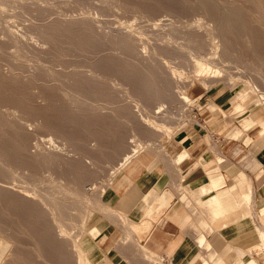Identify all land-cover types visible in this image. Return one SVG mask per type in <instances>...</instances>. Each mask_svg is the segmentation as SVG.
Masks as SVG:
<instances>
[{
    "label": "rangeland",
    "instance_id": "rangeland-1",
    "mask_svg": "<svg viewBox=\"0 0 264 264\" xmlns=\"http://www.w3.org/2000/svg\"><path fill=\"white\" fill-rule=\"evenodd\" d=\"M180 1L181 2H178V3L184 7L186 6V8L188 7L187 10H184V11L173 10V9H169L164 6H159L156 10L153 11L149 9L150 6L147 5L148 2L145 4H141L140 2H137L136 0H129V1L127 0L126 1L125 0H107V1H104V0H82V1L81 0H74V1L73 0H69V1L68 0H0V37H1L0 38L1 40L0 41V63H1L0 70L3 68L2 71L0 72L2 76L7 77L8 74L9 76H12V74L13 76H17L18 74L17 76L18 78L19 76H22V78L24 77V79L21 80L23 83L26 81H31L30 84L32 86L29 85L30 92L32 91L31 93L32 94L34 93L37 98L36 99L35 96H33L32 100L34 98L35 99L31 101L34 104L35 100H37V104L41 108L46 106V104L49 102L55 105L58 102L59 103L57 104L58 106L65 107V105H67L65 109H67L71 113L73 112L72 114H79V113L81 114V112H79L80 110H83L82 113L86 111L89 112L88 110H86L89 108V110L92 113L96 111L98 112V114L91 113L93 116L96 114L95 116L98 115L99 117V115L102 113L100 117L102 118L109 117L107 118L109 120L110 119L112 120L113 118L114 119L113 121H116V123L121 122L123 120L122 123L121 124L118 123V125L121 127L124 124L123 127L121 128L125 131L124 132L125 142L127 143V144L125 143V147H124L125 149H123L120 153H117L116 154L117 156L115 155L114 156L115 158L114 159L112 158L113 160L108 159L109 160L108 162L107 159H104L105 161L102 159L104 162L102 161L103 163H101V159H97L95 160L97 162H95L94 157L93 159L92 157L90 158L92 154L85 153V151L88 150L86 149L87 147L90 148L89 146H91V148L93 147L95 148L97 145L96 143L97 141L95 137H92V135L86 134V136L84 135L83 137L84 139L85 137L87 138L85 139L87 141H84V139L82 140L85 144L84 145L85 151L84 149L82 150L79 148H75V146L70 141L68 142L67 138L63 137L60 134L54 133V131L52 132L50 130L51 131L50 132L45 127H42L44 126V123H45L44 119L41 118L42 116L34 115L35 116L34 117L33 114H30L29 112L25 111L22 108L20 109L19 107H16L11 104L9 106L8 104H5L4 106V104L1 105L0 103V107H1L0 110L2 109L1 111L4 114L6 112L5 115H3L2 112H0L3 119L5 121H14V123L17 124L18 126L17 129L20 133L24 132L28 134V137H29L28 139L30 140H27V148H26L27 152L25 153V155L28 153L27 154L28 158H30L29 156H31L32 159L36 157H39L42 159L43 157H45V160H46V161L40 162L39 158L34 159L35 161L37 160V162L39 161L40 163L37 166L39 170L37 168L33 170V169H28L29 167L27 168V166L25 165H24L25 167L24 166L22 167L21 164L12 165V163H10L9 161L8 163L7 160H6L7 162L6 163L4 158L0 156V160L1 158L2 160H4V163L3 161H1L2 163L0 162V170H2V176H0V187L1 189L5 188V190L6 189L9 190L10 188V191L14 190L13 192H17L18 194H20L21 196H24L25 198H28L29 200L31 199V201L37 206L40 205L38 207L41 208V210L45 213L48 223L51 225L50 226L51 229L53 228L52 232L55 233L53 234L55 235V237L57 236V240L59 239L60 242L62 241V244L64 243V246H65L64 248L66 249V252L68 253L69 257L73 256V258L70 257L72 258V261H74L73 264H113L106 256H101L97 252H96L97 254L96 253L93 254V252L96 251L95 249L96 247L93 241L91 240L90 236L92 237L96 236L97 232L95 229L94 231H92V227L94 226V223L96 221L97 222L103 221L104 218L109 219L110 221L112 220V223L116 226V229L119 233L116 243H117V247L120 248V252L122 251L123 253L127 251L126 254L128 255V257L132 256L134 260L140 259L141 244L145 241V236H143L141 232L142 230L146 229L147 225H145L143 221L140 223L130 222L127 219V217L124 216L121 212L115 211V209L112 207V204L109 203V200H108L109 195L113 189L115 181H117V179L120 177L122 171L125 170L124 167L129 162L135 161L143 156H149L153 158L154 160H158L164 165L178 163L182 159V158H179V155H177L179 133L189 125L190 123L189 118L192 117L193 112L196 109L200 108V106L203 105L204 103L207 104V107L212 108L213 113L215 115L223 114L224 116H226L225 110L220 109L218 106L214 105L213 101L215 100L219 101L222 98L229 96L231 98L230 101L233 103L234 113H235V117L234 116L232 117H234L235 118L234 120L238 122L231 123L230 120L227 119L224 122L223 128H227L228 126H230L229 127L230 130L235 131V133L237 134V135L236 134L231 135V137L236 139L239 137V133H240V129L238 127L239 126H241V128L247 127L250 124L249 123L250 122L249 120H251L250 117L255 116L257 121L254 126H258L261 137L263 138L262 140L264 141V99L263 97L260 96L261 94H264V66L262 65L260 59L256 56L257 54L254 53L258 49L255 48L256 49L255 50L253 48V43L254 42L256 43V41L258 40L257 38L264 39L263 34L260 36V33L259 35L257 33V29H253V26L254 28L255 26L258 27L259 25L264 26V22L263 23L261 22L262 20L264 21L263 15L261 17V14H262L261 11L263 10L260 8L259 10H256L257 2H253V0H246L245 2L237 3L238 6H241V10L243 11V17L245 18L244 19L245 24L247 25L248 23L246 22H250V21H251L250 22L251 25H253L254 23L252 27L249 23L247 25L248 27L246 26L247 29L245 28L246 32L248 31L247 34L249 35L248 41L251 42L254 39L256 40V41L254 40L253 43L251 42L252 48L249 46L251 50L252 49L255 50V51L254 50L251 51L250 49L248 50V48L246 49V44L248 43L245 42L246 37L244 36H241V37L237 36L238 38L237 44L234 47H228L223 44L222 37H220L222 36L220 33V27L225 20L224 16L221 18V20L215 21L213 18L211 19L210 14L208 13L206 14V12H203V10L200 8V4L198 0H180ZM193 1L196 3H194ZM226 1H229V0H226ZM249 1L250 2L252 1V3L254 4L250 3ZM215 3L219 4V0L218 1L216 0ZM216 6H218L219 8V5H216ZM242 7H246L248 12ZM150 11H152V13ZM251 11L254 12L255 14L254 16L252 15L253 12ZM244 12L248 14H245ZM246 15L247 16L250 15L249 18H251V16L252 18L254 17L253 20H251L252 18L249 19L248 17H246ZM257 15H259L261 18L257 17ZM247 18H248V21H247ZM258 19H260V21ZM67 22L69 23L67 24ZM69 25L77 26L78 30H82V28L83 30H86L87 28V30L89 29L91 32L95 30L94 32H92L93 34L97 31L96 34H94L95 37L98 36L96 37L97 40L98 39L99 40L102 39V40L100 41L98 40V46L96 47V50L91 51L92 49L89 50V49L82 48V47L79 49L78 47L80 46L67 42L68 40L65 38L64 31L66 27H69ZM79 25H81L80 26V28L82 27L81 29L78 28ZM218 25H220V27ZM59 28L61 32L59 31ZM248 28L251 30H249ZM252 29L256 30V32L252 33L253 32ZM57 31L59 34L57 33ZM253 34L255 36H253ZM48 35L50 36V38ZM60 35L62 38L59 37ZM257 35L260 37H258ZM250 37H252L253 40ZM47 38H49V40ZM195 38L197 39L196 41H195ZM108 40H110V42ZM122 40L124 43L122 42ZM126 41L132 42L131 43V45H133L132 48L136 52L135 58H134V54H132L134 51L129 50L126 47H122L121 44L123 43V46H125ZM58 43L59 45L56 46V44ZM61 43H63L64 45ZM251 43H249V45H251ZM35 44H37V46L39 47L36 48L37 46ZM50 44L54 46H52L51 48ZM61 45H63L64 47ZM66 45L69 47H67ZM102 45H103V48H102ZM108 45L109 47H107ZM242 45L245 47L246 51L241 50ZM58 46L60 49L58 48ZM76 46H78L77 47L78 49L76 48ZM99 47L101 49H97ZM254 47H257V45L254 44ZM61 48H64V49H61ZM65 49L66 50L68 49V50L66 51ZM97 50L98 52H95ZM61 51L64 53L65 52H68V53L64 54ZM86 52L88 55L86 54ZM126 52L127 54L129 53L130 55L126 56ZM54 53L56 56L53 55ZM59 53L61 55H59ZM258 53L260 54L262 53V51L260 52L258 51ZM36 55H38V57ZM78 55L80 56V58ZM262 55L260 54L259 56L262 57ZM85 56H86V59H85ZM89 57H92V58L89 59ZM105 57L106 58L111 57L118 61L124 60V62L134 64V65L136 64L137 67L138 68L140 67V69L142 70H146L148 65L154 68L157 67L156 68L157 70L160 69L159 72L163 71L162 73L164 74L162 75L164 77L166 78L168 77L167 80L170 83L168 91L169 93L171 92V95H173L172 96L173 98L170 97L169 99H165V98L163 99L162 97L157 95L155 96V98L157 99L153 97L152 99H150L151 102L147 103V101L149 100H146L141 93L140 95L142 96L140 97L139 91H136L134 87L132 88L133 85L131 86V84L128 83L129 80L126 79L124 75L122 76L120 72L118 73V71L114 69L113 70L108 69L107 67H103V66L102 68L100 67L101 66L100 62H102L103 58L105 59ZM136 59L141 65L137 63ZM57 60L58 62H56ZM89 60H92V61H89ZM12 64H15V66L12 67L13 66ZM37 64H39L41 67H39V65ZM98 64L100 65L98 66ZM18 65H21L20 67L21 68L24 67V68L20 70V67ZM93 65H95L96 67H93ZM141 67H144V69ZM73 68L74 70H72ZM30 69L32 70L30 71ZM92 69L94 70L92 71ZM102 70H104L106 73ZM55 71L58 72L59 75H56L57 73ZM113 71L116 73L113 74L114 73ZM44 72L45 73L47 72V74H44ZM52 72L53 74H51ZM74 73L75 74L77 73L78 75L76 74L75 76ZM50 74L52 75V77ZM67 74L68 76H66ZM25 75H27V77L29 75L28 77L29 80L25 78L26 77ZM39 75H40V78H39ZM33 76H35V78ZM54 76H57V78L56 77L54 78ZM86 76L87 78L89 79L92 78V79L88 80ZM80 77L85 78L83 83L85 82L87 83L88 81L89 82L87 84L91 85L92 83L91 86L96 85L97 87L99 86L101 88V85H103L105 86L103 87V89L107 87L106 89H110L109 93L107 94H110L111 97H106L109 95H105V93H103L105 97H102L103 95L101 96V93H99L100 94L99 96V94L97 93H94V92L85 93V91L82 90L84 92L83 93L81 90L78 89V86H80L78 83V79ZM22 78L20 77L19 79H22ZM45 78H47V80ZM38 81L40 83H38ZM50 81L52 84L49 83ZM66 81L67 82L70 81V82L67 83ZM35 85L38 88L35 87L34 89ZM44 85L45 86L47 85L48 88H53L54 86L55 89H58L59 91L55 90V94L57 96L56 95L53 96L52 100L51 99L47 100V98H45L41 93L38 92L39 94H41L40 95L41 97L43 96L42 97L43 99L38 95L37 92L36 94L35 90L42 89L43 88L42 86ZM59 85L62 86V88ZM155 85L158 87V85L160 86L161 84L156 83ZM75 86H77V88ZM31 88H33L34 90ZM71 88L73 91L71 90ZM78 91H79V94H78ZM73 92L75 94H73ZM57 93L58 94L63 93L62 95H65V97L62 98L63 96L60 94L59 96ZM81 93L83 95H81ZM88 94L89 95L92 94L91 95L92 98ZM78 95L82 96V98ZM58 96L60 97L62 101L61 100L58 101ZM117 96L119 97L117 98ZM206 98L208 100H206ZM64 101H65V105L63 104ZM37 104L35 103L33 106L37 107L38 106ZM40 104H42V106ZM77 104L80 105V107L76 106L77 108H80V110L75 107V105ZM68 105L72 108L71 110ZM120 106L126 109V110L123 109L125 113L123 112L121 114L122 107ZM73 107H75L76 109ZM9 108L10 109L12 108L11 111L13 112L12 113L13 115L11 114L12 117L10 116V119L8 116L10 114L9 112H11L9 111ZM4 109L6 110L8 109V110L6 111ZM92 109L94 110V112ZM126 113L127 115L129 113H132V114L130 116H126ZM28 114L31 115V118ZM115 117H116V120H115ZM19 120L21 124L18 123ZM138 122L140 126L142 127L146 126L145 128H147L146 130H148L147 131L148 133L150 132V134H148L147 137L145 136L147 139L143 137L142 133H141L142 135L138 133L139 131L136 127L138 125L137 124ZM64 141L65 143H63ZM82 141L80 142L79 140L78 142L82 143ZM151 141L153 143L155 142L156 144L154 145ZM40 142L42 143V145ZM85 142H87V145ZM141 142L143 144H139ZM148 142L151 143L152 145L150 144L147 145ZM93 143L94 145H92ZM132 148L133 149L135 148L137 151L138 150L139 151L124 166L118 169H115L114 171V168H116L115 165L118 164L117 161H119V159H121V157L123 156L122 153ZM29 149L31 151L30 153H33V154L29 153ZM58 149L59 150L62 149L60 150L61 152ZM47 150L50 153H47ZM63 150L65 152H63ZM65 153L68 156H66ZM34 154L36 155V157L33 156ZM50 154L56 155V156H59L60 154L59 157L62 160V162L61 160H59V157H58L57 162L55 161L54 163H52V165L54 164L53 166L51 165V163L50 165H48L49 164L48 162L50 161H48L47 157L48 156L51 157ZM87 154H89L90 156L89 155L85 156ZM182 154H184V152ZM27 155L25 157H27ZM63 157L66 159H64ZM63 159L65 161L67 160V163L64 162L65 163L64 164ZM74 159L76 161L78 160L79 162L82 161L81 162L82 164L84 162V164L87 165L86 166L87 169L90 167V169L88 170H91V168H95L94 170H91V171H94L93 176L96 174L93 177V179L88 178L87 179L88 181L85 179L86 181L83 180L81 183L80 182L77 183V181L74 180L76 179L75 175H73L72 172H69L71 171L69 168L70 166L69 163L71 161L73 162ZM217 159L219 160L220 158H218L217 156ZM44 162L46 163L44 164ZM6 164H9V165H6ZM13 166L14 167L17 166V167L14 168ZM40 167L41 168L43 167V168L41 169ZM63 168H66V169H63ZM16 169H19V171L18 170L16 171ZM95 170L97 171V173H95L96 172ZM30 171H32V174L35 171L36 174L32 175L31 173H28ZM39 171H41V174ZM248 184L249 182L246 184L245 190L247 189ZM6 187H9V188H6ZM74 187L75 188L77 187V188L75 189ZM73 188L75 190H73ZM165 191L169 193L170 198H172L173 195H176L177 192H180L176 187H173V186L167 187ZM152 198H150V201L152 200ZM170 198H168L167 200H170ZM236 202L237 201L235 200L232 207L236 205ZM252 202L253 201L251 200L246 207H245V204H242V205L243 207H245V209H249V212L251 215L250 217L258 233V230H257L258 228L264 229V213L260 210L259 213L254 214L253 213L254 211L252 210V207H253ZM230 207L231 206H228V208ZM4 215L2 219L4 217L5 218L1 222L2 224L0 226V229L2 226L7 229H4V231H3V228L1 229L3 233H0V245H2L3 249L6 251L3 250L4 252L1 254L2 257L0 256L1 258L0 263H3L2 258H4L5 260L6 259L5 257L6 256L8 257L7 254L11 253L13 248L16 247L15 249H17V247H21V249L24 248V250H26L27 248L32 249L30 250L31 252L34 249L33 256L35 257L34 258L35 260L38 259L37 261L43 264H52L51 262L49 263V261L47 262L46 261L47 259L45 258L42 259V256L38 254V251L36 250L35 239H33L32 237L30 238V236L24 230L22 231V229L16 225V227L20 230L18 231V229L15 226H13V224L7 221L10 219V215H7V214H4ZM4 221H7V223L5 222L3 224ZM8 223L11 227L16 228V231H13L15 229L13 228L12 230V228L9 225L7 227ZM137 226L139 229L137 228ZM8 228H10L11 232L13 231L11 235H9L10 231ZM13 233L16 235V237L19 234V237H18L19 240L17 238H14L15 236H12ZM3 234L4 235L8 234V235L4 236ZM11 236L16 240L15 242H14V239L8 238ZM21 236L23 239L25 237L24 240L27 243H25L23 239H20ZM17 241H20L21 244H19L20 242L17 244ZM22 241L24 242V244H22ZM29 243L30 244L32 243V245H29ZM14 244L20 245V246H14ZM262 247H264V243ZM259 250H260V247L256 251L259 252ZM151 259L152 258L149 257V260ZM152 261L154 262V260ZM127 264H138V263L137 262H132V263L127 262Z\"/></svg>",
    "mask_w": 264,
    "mask_h": 264
},
{
    "label": "crops",
    "instance_id": "crops-1",
    "mask_svg": "<svg viewBox=\"0 0 264 264\" xmlns=\"http://www.w3.org/2000/svg\"><path fill=\"white\" fill-rule=\"evenodd\" d=\"M230 99L213 101L226 116L215 115L206 103L197 109L199 125L179 133L177 155L184 157L178 163L143 156L129 162L115 181L109 203L130 222L147 225L139 261L120 252L116 226L105 218L92 227L93 254L113 264H264V229L257 233L245 209L252 200L253 213H264V141L255 116L247 127H238L236 139L230 126L223 128L227 119L238 122ZM217 156L224 159L221 165ZM172 186L180 192L163 200Z\"/></svg>",
    "mask_w": 264,
    "mask_h": 264
},
{
    "label": "bare ground",
    "instance_id": "bare-ground-1",
    "mask_svg": "<svg viewBox=\"0 0 264 264\" xmlns=\"http://www.w3.org/2000/svg\"><path fill=\"white\" fill-rule=\"evenodd\" d=\"M69 1V0H68ZM74 1V0H73ZM82 1V0H81ZM104 1H107V0H104ZM126 1V0H125ZM127 1H129V0H127ZM137 2H140L141 4H145V3H147L148 2V4L147 5H149L150 7H149V9L150 10H156L159 6H164V7H167V8H169V9H173V10H182V11H184V10H187V8H186V6L184 7V6H182L181 4H179L178 2H181L180 0H136ZM216 1V0H215ZM215 1H213V0H198V2H199V4H200V8L203 10V12H206V14L208 13V14H210V16H211V19L213 18L215 21H219V20H221V18L224 16L225 17V20H224V22L222 23V25H221V27H220V25H218L219 27H220V33H221V35L222 36H220V37H222V41H223V44L224 45H226V46H228V47H234V46H236V44H237V40H238V38H237V36L238 37H241V36H244V37H246V40H245V42L246 43H248V44H246V49L248 48V50L250 49L251 50V48H252V43H253V41L255 40H253L252 39V37L253 36H255L254 34H253V36L252 37H250L253 41H251V42H249L248 41V34H247V32H246V26L251 22H246V23H248L247 25L245 24V21H244V17H243V11L241 10V6H238L237 5V3H239V2H245L246 0H233V1H231V0H229V1H226V0H219V4H217V3H215ZM218 1V0H217ZM194 2V1H193ZM192 2V3H193ZM197 2V3H198ZM250 2V1H249ZM253 2H257V5H256V3H255V5L257 6V8H256V10H259V8L260 9H262L263 11H261L262 12V14H261V17H262V15H263V18H264V9H263V5H264V0H253ZM103 3V2H102ZM194 3H196V2H194ZM236 3V4H235ZM250 3H252V1L250 2ZM105 4V3H104ZM107 4V3H106ZM252 4H254V3H252ZM196 5V4H195ZM216 5H219V8H218V6H216ZM104 6V5H103ZM105 6H107V5H105ZM198 6V5H197ZM243 6V5H242ZM245 6V5H244ZM250 6H251V4H250ZM259 6V7H258ZM249 7V6H248ZM42 8V7H41ZM109 8V7H108ZM111 8V7H110ZM145 8H146V6H145ZM148 8V7H147ZM195 8V7H194ZM242 8H244L245 10H247L246 9V7H242ZM251 8V7H250ZM103 9V8H102ZM253 9V8H252ZM251 9V10H252ZM255 10V11H256ZM151 13H152V11H150ZM199 12V11H198ZM247 12H248V10H247ZM251 12H253V11H251ZM258 12V11H257ZM256 12V13H257ZM46 13V12H45ZM155 13V12H154ZM245 13V12H244ZM260 13V12H259ZM205 14V15H206ZM245 14H248V13H245ZM253 16L255 15L254 14V12H253V14H252ZM60 16V15H59ZM245 16V15H244ZM250 16V15H249ZM249 16H247L246 15V17H248L249 18ZM67 17V16H66ZM257 17H260L259 15H257ZM260 17V18H261ZM2 18V17H1ZM64 18V17H63ZM248 18H247V21H248ZM251 18H252V16H251ZM251 18H249V19H251ZM254 18V17H253ZM253 18L251 19V20H253ZM262 18V19H263ZM68 19V18H67ZM210 19V20H211ZM2 20V19H1ZM259 21H260V19H258ZM3 21H4V19H3ZM8 21V20H7ZM62 21V20H61ZM73 21V20H72ZM6 22V21H5ZM56 22V21H55ZM70 22V21H69ZM69 22H67V24L69 23ZM74 22H76V21H74ZM79 22V21H78ZM253 22V21H252ZM262 23L264 22L263 20L261 21ZM49 23V22H48ZM54 23V22H53ZM52 23V24H53ZM256 23V22H255ZM8 24V23H7ZM62 24V23H61ZM60 24V25H61ZM74 24V23H73ZM257 24H258V22H257ZM261 24V23H260ZM63 25H64V23H63ZM75 25H77V24H75ZM83 25V24H82ZM85 25V24H84ZM89 25V24H88ZM250 25H251V23H250ZM253 25H254V23H253ZM253 25H251V27L253 26ZM256 25V24H255ZM3 26V25H2ZM51 26V25H50ZM53 26V25H52ZM62 26V25H61ZM80 26L81 25H79V29H81L80 28ZM55 27V26H54ZM59 27V26H58ZM248 27V26H247ZM259 27V28H258ZM258 27H256L255 26V28H254V26H253V29H257V33H258V35H259V33H260V36L263 34V36H264V26H261V25H259ZM7 28V27H6ZM48 28V27H47ZM51 28V27H50ZM49 28V29H50ZM86 28V27H85ZM246 28V29H245ZM92 29V28H91ZM249 29V28H248ZM252 29V33H255L256 32V30H253ZM262 29V30H261ZM9 30V29H8ZM11 30H12V28H11ZM16 30V29H15ZM46 30H48V29H46ZM52 30V29H51ZM53 30H54V28H53ZM98 30V29H97ZM249 30H251V29H249ZM59 31L61 32V30H60V28H59ZM95 31V30H94ZM94 31H92V32H94ZM99 31V30H98ZM219 31V30H218ZM8 32V31H7ZM10 32V31H9ZM13 32H15V31H13ZM18 32V31H17ZM56 32V31H55ZM89 29L87 30V28H86V30H83V28H82V30H78L77 29V26H74V25H69V27H66V29H65V31H64V34H65V38L68 40L67 42H70L71 44L73 43V44H75V45H78V46H80V47H78V46H76V48L78 47L79 49L82 47V48H86V49H92L91 51H93V50H96V47L98 46V40H97V38L96 37H98V36H96L95 37V35L94 34H96V32L93 34ZM213 32V31H212ZM216 32V31H215ZM250 32V33H251ZM11 33V32H10ZM47 33H48V31H47ZM57 33H58V31H57ZM194 33V32H193ZM251 33V34H252ZM256 33V34H257ZM14 34V33H13ZM18 34V33H17ZM27 34V33H26ZM44 34V33H43ZM42 34V35H43ZM53 34V33H52ZM55 34V33H54ZM59 34V33H58ZM19 35H20V33H19ZM46 35V34H45ZM50 35V34H49ZM48 35V36H49ZM56 35V34H55ZM102 35H103V33H102ZM257 35V36H258ZM16 36V35H15ZM28 36V35H27ZM27 36H26V38H27ZM105 36V35H104ZM195 36V35H194ZM260 36H258V37H260ZM262 36V37H263ZM55 37H57V36H55ZM59 37H61V35L59 36ZM193 37V36H192ZM1 38V37H0ZM12 38V37H11ZM18 38V37H17ZM20 38V37H19ZM29 38V37H28ZM32 38V37H31ZM49 38H50V36H49ZM49 38H47L48 40H49ZM62 38V37H61ZM194 38V37H193ZM255 38V37H254ZM46 39V40H47ZM51 39H52V37H51ZM258 40L256 41V43L254 42L253 43V48L255 49H258L257 51H255L254 49H252V50H254L255 52V54H257L256 56L260 59V61H261V63H262V65L264 66V55H262V54H264L263 53V51H264V39L263 38H261V39H259V38H257ZM4 40V39H3ZM11 40V39H10ZM9 40V41H10ZM17 40V39H16ZM25 40V39H24ZM27 40V39H26ZM61 40V39H60ZM100 40H102V39H100ZM99 40V41H100ZM197 39L195 38V41H196ZM1 41V40H0ZM7 41V40H6ZM28 41H29V39H28ZM54 41V40H53ZM62 41H63V39H62ZM109 42H110V40H108ZM124 41H125V39H124ZM200 41V40H199ZM198 41V42H199ZM60 42V41H59ZM104 42V41H103ZM122 42H123V40H122ZM4 43V42H3ZM18 43V42H17ZM24 43V42H23ZM30 43V42H29ZM28 43V44H29ZM42 43V42H41ZM50 43H51V41H50ZM64 43V42H63ZM63 43H61V44H63ZM124 43V42H123ZM123 43L121 44L122 45V47H126L127 49H129V50H132V51H134L132 54H134V58H135V50L132 48V46L133 45H131V41L130 42H127L126 41V43H125V46H123ZM249 43H251V45H249ZM26 44V43H25ZM201 44V43H200ZM254 44L255 45H257V47H254ZM30 45V44H29ZM32 45H33V43H32ZM36 46H37V44H35ZM46 45V44H45ZM48 45V44H47ZM57 45H59V43L58 44H56V46ZM64 45V44H63ZM63 45H61V46H63ZM49 46V45H48ZM50 46H51V48H52V46H54V45H51L50 44ZM67 46V45H66ZM112 46V45H111ZM251 48H250V47ZM13 47V46H12ZM39 46H37L36 48H38ZM41 47V46H40ZM64 47V46H63ZM67 47H69V46H67ZM73 47H75V46H73ZM107 47H109V45L107 46ZM15 48V47H14ZM18 48V47H17ZM23 48H24V46H23ZM48 48V47H47ZM54 48H56V47H54ZM58 48H59V46H58ZM57 48V49H58ZM77 48V49H78ZM102 48H103V45H102ZM3 49V48H2ZM1 49V50H2ZM60 49V48H59ZM61 49H64V48H61ZM70 49H71V47H70ZM73 49H75V48H73ZM97 49H101L100 47L99 48H97ZM106 49V48H105ZM246 49H245V47L242 45V48H241V50H244V51H246ZM24 50V49H23ZM28 50V49H27ZM40 50V49H39ZM56 50V49H55ZM66 50V49H65ZM64 50V51H65ZM68 50V49H67ZM66 50V51H67ZM124 50V49H123ZM173 50V49H172ZM251 50V51H252ZM17 51V50H16ZM59 51V50H58ZM81 51V50H80ZM83 51V50H82ZM86 51V50H85ZM106 51V50H105ZM167 51V50H166ZM170 51V50H169ZM250 51V52H251ZM258 51L260 52V51H262V53H260L261 55H262V57L261 56H259L260 54L258 53ZM10 52H11V50H10ZM52 52H54V51H52ZM62 52V51H61ZM78 52V51H77ZM77 52H75V53H77ZM95 52H98V50L97 51H95ZM94 52V53H95ZM129 52V51H128ZM257 52V53H256ZM13 53H15V52H13ZM62 53H64V52H62ZM66 53H68V52H65L64 54H66ZM79 53V52H78ZM22 54V53H21ZM23 54H25V53H23ZM27 54V53H26ZM42 54V53H41ZM48 54V53H47ZM86 54H87V52H86ZM96 54V53H95ZM259 54V55H258ZM10 55V54H9ZM15 55V54H14ZM54 56H56L55 55V53L53 54ZM59 55H61L60 53H59ZM79 55H81V54H79ZM78 55V56H79ZM88 55V54H87ZM94 55V54H93ZM99 55V54H98ZM127 55H130L129 53L127 54V52H126V56ZM37 57H38V55H36ZM50 56V55H49ZM62 56H63V54H62ZM84 56V55H83ZM92 56V55H91ZM12 57V56H11ZM13 57H15V56H13ZM61 57V56H60ZM88 57V56H87ZM131 57V56H130ZM2 58V57H1ZM4 58V57H3ZM29 58V57H28ZM44 58H45V56H44ZM54 58H56V57H54ZM79 58H80V56H79ZM90 58H92V57H89V59ZM119 58V57H118ZM6 59V58H5ZM66 59V58H65ZM85 59H86V56H85ZM88 59V58H87ZM2 60V59H1ZM30 60V59H29ZM60 60V59H59ZM93 60H94V58H93ZM102 60V59H101ZM128 60V59H127ZM132 60H134V59H132ZM14 61V60H13ZM52 61V60H51ZM86 61H88V60H86ZM89 61H92V60H89ZM100 61V60H99ZM126 61V60H125ZM136 61H137V59H136ZM1 62H3V61H1ZM46 62H47V60H46ZM49 62V61H48ZM54 62V61H53ZM56 62H58V60L56 61ZM93 62H95V61H93ZM93 62H92V64H93ZM132 62V61H131ZM30 63V62H29ZM43 63V62H42ZM61 63V62H60ZM63 63V62H62ZM91 63V62H90ZM97 63H98V61H97ZM134 63V62H133ZM137 63L139 64V62L137 61ZM1 64V63H0ZM85 64V63H84ZM96 64V63H95ZM100 64H101V68H102V66L103 67H107L108 69H114V70H116V71H118V73L120 72L121 74H122V76L124 75L125 77H126V79H128L129 80V82L128 83H130L131 84V86H132V88L134 87L135 89H136V91H139V95H140V93L143 95V97L146 99V100H149V101H147V103H149V102H151L150 101V99H152L153 97L155 98V96H157V95H159L160 97H162L163 99L165 98V99H169L170 97H172L173 95H171V92L169 93V86H170V83H169V81L167 80L168 79V77L166 78V77H164L162 74H164V73H162V72H159V70L160 69H156L157 67H150V65H148V67L146 68V70H142V69H140V67L138 68L137 67V65L135 64H130V63H126V62H124V60L123 61H118V60H116V59H114V58H111V57H108V58H106L105 57V59L103 58V61L102 62H100ZM100 64H98V66L100 65ZM11 65V64H10ZM13 66L12 67H14L15 66V64H12ZM37 65H39V64H37ZM42 65V64H41ZM53 65V64H52ZM139 65H141V64H139ZM146 65V64H145ZM1 66V65H0ZM9 66V65H8ZM19 67L21 66V65H18ZM142 66H144V65H142ZM11 67V68H12ZM23 67V66H22ZM39 67H41L40 65H39ZM93 67H96L95 65H93ZM16 68V67H15ZM24 68V67H23ZM23 68H21L20 67V70H22ZM77 68V67H76ZM83 68H84V66H83ZM86 68V67H85ZM141 68H143L144 69V67H141ZM3 69V68H2ZM2 69L0 70V71H2ZM13 69V68H12ZM67 69V68H66ZM91 69V68H90ZM105 69V68H104ZM17 70H18V68H17ZM19 70V71H20ZM32 69H30V71H31ZM72 70H74V68L72 69ZM94 69H92V71H93ZM111 70V71H112ZM6 71V70H5ZM16 71V70H15ZM79 71V70H78ZM97 71V70H96ZM95 71V72H96ZM102 71H104V70H102ZM108 71H110V70H108ZM7 72V71H6ZM9 72H11V71H9ZM18 72V71H17ZM25 72V71H24ZM56 72V71H55ZM105 72V71H104ZM114 72V71H113ZM112 72V73H113ZM13 73V72H12ZM11 73V74H12ZM20 73V72H19ZM23 73V72H22ZM57 74L56 75H59L58 74V72H56ZM67 73H68V71H67ZM106 73V72H105ZM116 72H114L113 74H115ZM118 73H117V75H118ZM10 74V75H11ZM24 74V73H23ZM43 74V73H42ZM44 74H47V72L45 73L44 72ZM51 74H53V72L51 73ZM50 74V75H51ZM71 74V73H70ZM73 74V73H72ZM75 74V73H74ZM77 74V73H76ZM76 74H75V76H76ZM81 74V73H80ZM87 74V73H86ZM90 74V73H89ZM104 74V73H103ZM111 74V73H110ZM120 74V75H121ZM7 75V74H6ZM38 75V74H37ZM36 75V76H37ZM41 75V74H40ZM40 75H39V78H40ZM78 75V74H77ZM82 75V74H81ZM102 75V74H101ZM101 75H100V77H101ZM109 75V74H108ZM119 75V76H120ZM8 76H9V74H8ZM7 76V77H8ZM17 76H18V74H17ZM17 76H13V74H12V76H9L8 78L5 76H2V74H1V72H0V103H1V105L2 104H4V106H5V104H8V106L11 104V105H14V106H16V107H19L20 109L22 108V109H24L25 111H27V112H29L30 114H33V116L34 115H36V116H42L41 118H43L44 119V121H45V123H44V126H42V127H45L46 129H48L49 131L51 130L52 132L54 131V133H57V134H60V135H62L63 137H65V138H67V140H68V142L70 141L74 146H75V148H79V149H84V151H85V144H84V142L82 141L84 138V135L86 136V134H88V135H92V137H95V139H96V143H97V145H96V147L94 148L93 146V148H91V146H89L90 148H86V149H90L89 151L88 150H86L85 151V153H89V154H92L91 156L89 155V154H87V155H85V156H90V158L92 157V159H93V157H94V161L95 160H97V159H101V163H103L105 160L104 159H109V160H113L115 157V155L117 154V153H120L123 149H125L124 147H125V134H124V130L121 128V127H123V125L120 127L119 125H118V123H122V121L121 122H118V123H116V121H113L114 119L112 118V120L110 119H107V118H109V117H105V118H102V117H100L101 116V114L99 115V117H98V115L97 116H95L96 114H98V112L96 111V112H94V110H93V112L94 113H96L94 116L92 115V114H94V113H92L90 110H89V108L88 109H86V110H88L89 112H84V113H82L83 112V110H80V108H77L76 106H79L80 107V105H75V107L77 108V109H79L80 111L79 112H81V114L79 113V114H72L70 111H68L67 109H65V107L67 106V105H65V101L63 102V104L65 105V107L64 106H58L57 104H59L58 102L56 103V105L55 104H53V103H47L46 104V106H44V107H40L38 104H37V100H35V103L39 106H37V107H34L33 105L35 104H33L32 103V101L36 98V96H35V94L33 95L31 92H30V86L29 85H31L30 83H31V81H26V82H22L21 80H23L24 79V77L22 78V76H19V78L21 77L22 79H19ZM24 76V75H23ZM26 77L25 78H27L28 79V77H29V75H28V77H27V75H25ZM32 76V75H31ZM62 76V75H61ZM66 76H68V74L66 75ZM75 76H74V78H75ZM121 76V77H122ZM34 78H35V76H33ZM32 77V78H33ZM43 77H44V75H43ZM49 77V76H48ZM51 77H52V75H51ZM57 78V76H54V78ZM107 77V76H106ZM121 77H120V79H121ZM42 78V77H41ZM54 78H52V79H54ZM60 78V77H59ZM64 78V77H63ZM62 78V79H63ZM66 78V77H65ZM86 78H87V76H86ZM108 78V77H107ZM36 79H37V77H36ZM44 79V78H43ZM46 80H47V78H45ZM50 79V78H49ZM88 80H91V79H89V78H87ZM124 79V78H123ZM122 79V80H123ZM29 80V79H28ZM31 80V79H30ZM67 80V79H66ZM76 80H77V78H76ZM84 80H85V78H83V77H80L79 79H78V83H79V85L80 86H78V89L79 90H83V91H85V93L86 92H94V93H97V94H99V93H101V96L102 97H105L104 96V94L103 93H105V95H109V96H106V97H111L110 96V94H107V93H109V90L110 89H106V88H104L103 89V87H105V86H103V85H101V84H99V85H101V88L98 86H96V85H94V86H91L92 85V83H91V85H89V84H87L86 82L85 83H83L84 82ZM49 81V80H48ZM48 81H46V82H48ZM56 81V80H55ZM64 81V80H63ZM72 81V80H71ZM87 81V80H86ZM93 81V80H92ZM32 82H33V80H32ZM36 82V81H35ZM42 82V81H41ZM44 82V81H43ZM45 82V83H46ZM54 82V81H53ZM67 82V81H66ZM68 82H70V81H68ZM67 82V83H68ZM74 82V81H73ZM158 84V83H160L161 85V87L158 85V87L155 85L156 83ZM38 83H40L39 81H38ZM49 83H51V81L49 82ZM55 83V82H54ZM75 83V82H74ZM94 83V82H93ZM126 83V82H125ZM33 84V83H32ZM35 84V83H34ZM47 84V83H46ZM52 84V83H51ZM56 84V83H55ZM55 84H54V86H55ZM59 84V83H58ZM66 84V83H65ZM77 84V83H76ZM75 84V85H76ZM97 84V83H96ZM114 84V83H113ZM43 85V84H42ZM64 85V84H63ZM67 85V84H66ZM32 86V85H31ZM39 86V85H38ZM45 86V85H44ZM44 86H42L43 88L42 89H40V90H38V89H36V90H38V91H36L35 90V93L37 92H39V93H41L45 98H47V100H52V97L53 96H55L56 94H55V90H58V89H55L54 88V86H53V88H48L47 87V85L44 87ZM50 86H52V85H50ZM60 86V85H59ZM69 86V85H68ZM73 86V85H72ZM35 87H36V85L34 86V89H35ZM41 87V86H40ZM61 88H62V86H60ZM70 87H71V85H70ZM70 87H69V89H70ZM74 87V86H73ZM76 88H77V86H75ZM36 88H38V87H36ZM66 88V87H65ZM31 89H33V88H31ZM33 89V90H34ZM75 89V88H74ZM135 89H133V90H135ZM61 90V89H60ZM71 90H72V88H71ZM59 91V90H58ZM57 91V92H58ZM73 91V90H72ZM77 91V90H76ZM82 91V92H83ZM115 91V90H114ZM157 91H158V93H157ZM60 92H62V91H60ZM64 92V91H63ZM66 92V91H65ZM36 93V94H37ZM38 93V95L40 96L41 94H39ZM84 93V92H83ZM113 93V92H112ZM138 93V92H137ZM58 94V93H57ZM60 94V93H59ZM58 94V95H59ZM63 94V93H62ZM62 94H60V95H62ZM69 94V93H68ZM73 94H75L74 92H73ZM78 94H79V91H78ZM59 95V96H60ZM81 95H83L82 93H81ZM87 95V94H86ZM89 95V94H88ZM92 95V94H91ZM91 95H89L91 98H92V96ZM114 95V94H113ZM142 95H140V97L142 96ZM33 96H35V98L32 100V98H33ZM42 96V97H43ZM57 96V95H56ZM58 96V101L59 100H61L60 99V97ZM63 97L62 98H64L65 97V95H62ZM73 96V95H72ZM78 96H80V95H78ZM98 96V95H97ZM99 96H100V94H99ZM261 97H263V99H264V94H261L260 95ZM41 97V96H40ZM41 97V98H42ZM75 97H76V95H75ZM81 98H82V96H80ZM96 97V96H95ZM113 97V96H112ZM119 96H117V98H118ZM39 98V97H38ZM68 98V97H67ZM80 98V99H81ZM87 98H89V97H87ZM173 98V97H172ZM37 99V98H36ZM43 99V98H42ZM57 99V98H56ZM106 99V98H105ZM113 99V98H112ZM121 99V98H120ZM155 99H157V98H155ZM32 100V101H31ZM108 100V99H107ZM109 100H111V99H109ZM39 101H40V99H39ZM38 101V102H39ZM45 101V100H44ZM55 101V100H54ZM62 101V100H61ZM61 101H60V103H61ZM67 101V100H66ZM76 101V100H75ZM78 101V100H77ZM120 101V100H119ZM153 101V100H152ZM42 102V101H41ZM56 102V101H55ZM81 102V101H80ZM93 102V101H92ZM100 102H102V101H100ZM117 102V101H116ZM146 102V101H145ZM72 103V102H71ZM75 103V102H74ZM96 103V102H95ZM43 104V103H42ZM42 104H40L41 106H42ZM45 104V103H44ZM67 104V103H66ZM95 105V104H94ZM130 105V104H129ZM3 106V107H4ZM7 106V105H6ZM69 106V105H68ZM73 106V105H72ZM84 106V105H83ZM90 106V105H89ZM70 107V106H69ZM75 107H73V108H75ZM86 107V106H85ZM119 107V106H118ZM120 107H122V106H120ZM1 108V107H0ZM6 108H8V107H6ZM68 108V107H67ZM75 108V109H76ZM87 108V107H86ZM93 108V107H92ZM97 108V107H96ZM12 109V108H11ZM11 109L9 108V111H11ZM72 108L70 107V110H71ZM81 109H82V107H81ZM120 109V108H119ZM123 109H125V108H123L122 107V112H121V114L124 112V110ZM133 109V108H132ZM2 110V109H1ZM0 110V112H2ZM4 110H6V109H4ZM8 110V109H7ZM6 110V111H7ZM17 110H19V109H17ZM126 110V109H125ZM128 110V109H127ZM8 111V112H9ZM19 111H21V110H19ZM74 111V110H73ZM117 111V110H116ZM129 111V110H128ZM24 112V111H23ZM26 112V113H27ZM113 112H115V111H113ZM118 112V111H117ZM116 112V113H117ZM127 112V111H126ZM10 114L8 115L9 116V119H10V116L12 117V111L11 112H9ZM14 113H15V111H14ZM76 113V112H75ZM92 113V114H91ZM115 113V114H116ZM125 113V112H124ZM142 113V112H141ZM2 114L3 115H5L6 114V112H5V114L2 112ZM12 114V115H11ZM119 114V113H118ZM117 114V115H118ZM132 113H129L128 115H127V113H126V116H130ZM29 115V114H28ZM110 115V114H109ZM116 115V116H117ZM125 115V114H124ZM15 116H16V114H15ZM30 116V118H31V115H29ZM32 116V117H33ZM5 117V116H4ZM20 117H22V116H20ZM28 117V116H27ZM35 117V116H34ZM119 117V116H118ZM121 117V116H120ZM132 117V116H131ZM130 117V118H131ZM137 117V116H136ZM6 118V117H5ZM111 118V117H110ZM12 119V118H11ZM15 119V118H14ZM39 119V118H38ZM28 120H30V119H28ZM115 120H116V117H115ZM136 120V119H135ZM25 121V120H24ZM125 122H127V121H125ZM19 124H21L20 123V120H19V122H18ZM23 123H25V122H23ZM22 123V124H23ZM35 123V122H34ZM40 123V122H39ZM133 123V122H132ZM244 123H245V121H244ZM138 125L136 126L137 127V129H138V133H142L143 134V137H147L148 136V134H150V132L148 133L147 131L148 130H146L147 128H145L144 126L142 127V126H140L139 125V122L137 123ZM247 124V123H246ZM35 125V124H34ZM38 125V124H37ZM20 126V125H19ZM24 126V125H23ZM27 126V125H26ZM39 126V125H38ZM40 126V127H41ZM17 124L16 123H14V121H5L4 119H3V117H2V115L0 114V156H2L3 158H4V160H5V162H6V160H7V162L9 161L10 163H12V165H22V167L25 165V166H27V168L28 169H38V165H39V163L41 162V161H46L45 160V157H43L42 159L41 158H39V157H36V155L34 154L33 156H35L36 158H34V159H37V158H39V160H40V162L38 161L37 162V160L35 161L34 159H32L31 158V156H29L30 158H28V153L26 154L27 155V157H25L26 155H25V153L27 152L26 151V148H27V140H30V139H28L29 137H28V134L27 133H24V132H19L18 131V129H17ZM127 127V126H126ZM23 128V127H22ZM27 128V127H26ZM44 128V129H45ZM24 129V128H23ZM36 129V128H35ZM39 129V128H38ZM125 129V128H124ZM27 130H29V129H27ZM30 130H32V129H30ZM126 130V129H125ZM22 131V130H21ZM41 131V130H40ZM50 131V132H51ZM35 132V131H34ZM37 132V131H36ZM141 134V135H142ZM38 135V134H37ZM48 135V134H47ZM30 136V135H29ZM44 136V135H43ZM151 136V135H150ZM38 137V136H37ZM45 137V136H44ZM48 137V136H47ZM52 137V136H51ZM54 137V136H53ZM79 137H80V139H79ZM145 137V138H146ZM57 138H59V137H57ZM64 138V139H65ZM89 138V137H88ZM90 138H91V136H90ZM135 138V137H134ZM44 139V138H43ZM47 139V138H46ZM85 139H87L86 137H85ZM84 139V141H87V140H85ZM94 139V138H93ZM147 139V138H146ZM149 139V138H148ZM45 140V139H44ZM49 140V139H48ZM80 140V142L82 141V143H79L78 141ZM152 140V139H151ZM41 141V140H40ZM47 141V140H46ZM45 141V142H46ZM55 141V140H54ZM36 142V141H35ZM42 142H43V140H42ZM62 142V141H61ZM95 142V141H94ZM152 142V141H151ZM29 143V142H28ZM41 143V142H40ZM55 143V142H54ZM59 143V142H58ZM63 143H65V141L63 142ZM70 143V144H71ZM86 143V145H87V142H85ZM147 143V142H146ZM153 143V142H152ZM37 144V143H36ZM68 144V143H67ZM66 144V145H67ZM127 144V143H126ZM139 144H143L142 142L141 143H139ZM152 145L151 143H149L148 142V144L147 145ZM154 145L156 144L155 142L153 143ZM32 145V144H31ZM35 145V144H34ZM41 145H42V143H41ZM64 145V144H63ZM90 145V144H89ZM92 145H94V143L92 144ZM39 146V145H38ZM62 146V145H61ZM65 146V145H64ZM74 146H73V148H74ZM142 146V145H141ZM140 146V147H141ZM145 146V145H144ZM143 146V147H144ZM29 147V146H28ZM43 147V146H42ZM53 147V146H52ZM51 147V148H52ZM146 147V146H145ZM46 148V147H45ZM50 148V147H49ZM49 148H47V149H49ZM55 148V147H54ZM63 148V147H62ZM67 148V147H66ZM142 148V147H141ZM37 149V148H36ZM42 149H44V148H42ZM56 149V148H55ZM68 149H69V147H68ZM57 150V149H56ZM59 150V149H58ZM60 150H62V149H60ZM59 150V151H60ZM77 150V149H76ZM32 151H34V150H32ZM125 151V150H124ZM123 151V152H124ZM139 151V150H138ZM135 148L133 149H129L128 151H126V152H124V153H122L123 154V156L121 157V159H119V161H117L118 162V164L117 165H115L116 166V168H114V171H115V169H118V168H120V167H122V166H124L137 152H138ZM31 151H30V149H29V153H30ZM45 152V151H44ZM57 152V151H56ZM61 152V151H60ZM63 152H65L64 150H63ZM74 152V151H73ZM35 153V152H34ZM41 153V152H40ZM47 153H50V152H48V150H47ZM68 153V152H67ZM83 153V152H82ZM30 154H33V153H30ZM55 154V153H54ZM66 154V153H65ZM73 154V153H72ZM45 155V154H44ZM46 155H48V154H46ZM51 155V154H50ZM58 155V154H57ZM71 155V154H70ZM76 155V154H75ZM32 156V157H33ZM39 156V155H38ZM59 156H60V154H59ZM59 156H56V155H51V157H47V159H48V161H50V162H48L49 164L48 165H50V163H51V165H52V163H54L55 161L57 162V158L59 157ZM65 156V155H64ZM66 156H68L67 154H66ZM78 156V155H77ZM117 156V155H116ZM82 157H84V156H82ZM184 157V154H180L179 155V158H183ZM28 158V159H27ZM62 158V157H61ZM64 158V157H63ZM73 158V157H72ZM80 158V157H79ZM111 158V159H110ZM113 158V159H112ZM218 158H220L219 160L217 159V163L218 164H222L224 161V159L222 158V157H219L218 156ZM64 159H66V158H64ZM63 159V163L65 162V163H67V160L65 161ZM76 159V158H75ZM74 159V161L72 162H68L69 164H70V166H69V168H70V170L71 171H69V170H67V171H69V172H72V174L73 175H75V178L76 179H74V180H76L77 181V183H81L83 180H87L88 178L90 179H93V177L96 175H94L93 176V174H94V171H91V170H94L95 168H91V170H88V169H90V167L87 169L86 168V164H84V162H83V164L81 163V162H79L78 160L76 161ZM83 159V158H82ZM81 159V160H82ZM86 159V158H85ZM104 161H103V160ZM4 160H2V158H1V160H0V162L1 161H3V163H4ZM59 160H61L60 159V157H59ZM69 160V159H68ZM106 160V161H107ZM109 160H108V162H109ZM103 161V162H102ZM6 162V163H7ZM8 162V163H9ZM59 162V161H58ZM61 162H62V160H61ZM88 162V161H87ZM95 162H97V161H95ZM226 162V161H225ZM2 163V162H1ZM46 162H44V164H45ZM64 163V164H65ZM42 164V163H41ZM57 164V163H56ZM55 164V165H56ZM69 164H67V165H69ZM88 164H90V163H88ZM96 164V163H95ZM98 164V163H97ZM6 165H9V164H6ZM5 165V166H6ZM43 165V164H42ZM47 165V166H48ZM54 165V164H53ZM52 165V166H53ZM66 165V166H67ZM24 166V167H25ZM114 166V167H115ZM2 167V166H1ZM14 167V166H13ZM12 167V168H13ZM17 167V166H16ZM16 167H14V168H16ZM20 167V166H19ZM18 167V168H19ZM21 167V168H22ZM44 167V166H43ZM42 167V168H43ZM61 167V166H60ZM97 167V166H96ZM41 168V167H40ZM41 168V169H42ZM58 168V167H57ZM63 169H66V168H63ZM62 169V170H63ZM19 171V169H16V171ZM39 170V169H38ZM61 170V169H60ZM37 171V170H36ZM96 171V170H95ZM4 172V171H3ZM21 172V171H20ZM23 172V171H22ZM35 172V171H34ZM33 172V174L35 175L36 174V172L34 173ZM38 172V171H37ZM40 172V174H41V171H39ZM63 172V171H62ZM5 173V172H4ZM28 173H31L32 174V171H30V172H28ZM64 173V172H63ZM65 173H66V171H65ZM95 173H97V171L95 172ZM32 174V175H33ZM12 175V174H11ZM69 175V174H68ZM0 176H2V170H0ZM70 176V175H69ZM4 177H6V176H4ZM72 177V176H71ZM74 177V176H73ZM72 179V180H73ZM85 180V181H86ZM84 181V182H85ZM88 181V180H87ZM93 181V180H92ZM74 182V181H73ZM95 183V182H94ZM93 183V184H94ZM75 184H76V182H75ZM8 185V184H7ZM79 185H81V184H79ZM92 185V184H91ZM6 188H9V187H6ZM75 188V187H74ZM73 188V190H75ZM91 188H92V186H91ZM14 191V190H13ZM13 191H10V188H9V190H5V188L3 189H1V187H0V226H1V222L4 220V218L2 219V217H3V215L4 214H7V215H10V219L9 220H7L9 223H11V224H13V226H15L16 227V225L18 226V227H20L21 229H22V231L24 230L29 236H30V238L32 237L33 239H35V241H36V250L38 251V254H40L41 256H42V259H47L46 261L48 262L49 261V263L51 262L52 264H73V262L74 261H72V258H73V256H70V257H72V258H70L69 257V255H68V253L66 252V249L64 248L65 246H64V243L62 244V241L60 242L59 241V239L57 240V236L55 237V233L54 232H52L53 231V228L51 229V225L48 223V220H47V218H46V216H45V213L41 210V208H39L38 206H40V205H36V204H34L32 201H31V199L29 200L28 198H25L24 196H21L20 194H18L17 192H13ZM163 200H167L168 198H170V196H169V193L168 192H165L164 194H163ZM38 202V201H37ZM5 216V215H4ZM12 216V217H11ZM252 220V219H251ZM7 221H4L3 222V224L6 222L7 223ZM51 222V221H50ZM9 223L7 224V227H8V225H9ZM141 225V224H140ZM143 225V224H142ZM4 226H6V225H4ZM10 226V225H9ZM11 227V226H10ZM3 228V231H4V229H7V228H4L3 226L1 227V229ZM12 228V230H13V228L14 227H11ZM17 228V227H16ZM16 228H14L15 230H13V231H16ZM137 228H138V226H137ZM0 229V230H1ZM9 229V231H10V228H8ZM18 229V228H17ZM139 229V228H138ZM142 229V228H141ZM3 231L1 230V232L0 233H3ZM8 231V230H7ZM12 231V232H13ZM18 231H20L19 229H18ZM17 231V232H18ZM136 231H137V229H136ZM6 232V231H5ZM11 231H10V233H9V235H11V233H12ZM54 233V234H53ZM25 234V233H24ZM4 235V234H3ZM8 235V234H7ZM6 234L4 235V236H7ZM21 235V234H20ZM2 236V235H1ZM12 236H15L14 238H17L18 239V237H19V234L17 235V237H16V235L13 233V235ZM8 237V238H12V239H14L13 237ZM7 239V238H6ZM20 239H23L22 238V236H21V238ZM24 239H25V237H24ZM23 239V240H24ZM9 240V239H8ZM19 240V239H18ZM16 240L14 239V242H15ZM76 241V240H75ZM74 241V242H75ZM20 241H17V244L19 243ZM24 242L25 243H27L25 240H24ZM24 242L22 241V244H24ZM32 242V241H31ZM19 244H21V242L19 243ZM34 244V243H33ZM29 245H32V243L30 244L29 243ZM14 246H20V245H15L14 244ZM23 247V246H22ZM33 247V246H32ZM9 248H10V246H9ZM16 248V247H15ZM15 248H13L12 249V251H11V253H8L7 255H8V257L6 256L5 258V260H4V258H2V262L3 263H0V264H43V263H41V262H39V261H37L38 259H34L35 257L33 256V251H34V249H33V251L31 252L30 250H32V249H26V250H24V248L23 249H21V247H17V249H15ZM3 249V246L2 245H0V256H1V254L4 252V251H6V250H4ZM7 253V252H6ZM71 255V254H70ZM2 257V256H1ZM1 259V258H0ZM4 260V261H3ZM136 261V260H135ZM139 261V260H138Z\"/></svg>",
    "mask_w": 264,
    "mask_h": 264
},
{
    "label": "built area",
    "instance_id": "built-area-1",
    "mask_svg": "<svg viewBox=\"0 0 264 264\" xmlns=\"http://www.w3.org/2000/svg\"><path fill=\"white\" fill-rule=\"evenodd\" d=\"M195 109V108H194ZM197 111V109L193 112V114H192V117L191 118H189V121H190V123H189V125H196V124H198L199 125V119H198V117L196 116V112ZM188 121V120H187Z\"/></svg>",
    "mask_w": 264,
    "mask_h": 264
}]
</instances>
